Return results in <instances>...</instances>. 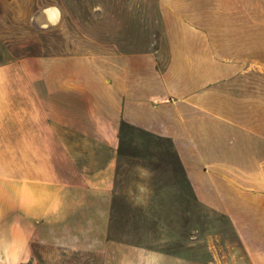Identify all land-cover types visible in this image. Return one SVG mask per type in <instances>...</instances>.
<instances>
[{
  "label": "crops",
  "instance_id": "1",
  "mask_svg": "<svg viewBox=\"0 0 264 264\" xmlns=\"http://www.w3.org/2000/svg\"><path fill=\"white\" fill-rule=\"evenodd\" d=\"M161 1L188 16L163 66L72 30L67 0H0V264H212L117 237L123 124L176 142L200 207L228 211L264 264V0ZM178 59L204 84L169 83Z\"/></svg>",
  "mask_w": 264,
  "mask_h": 264
},
{
  "label": "rangeland",
  "instance_id": "2",
  "mask_svg": "<svg viewBox=\"0 0 264 264\" xmlns=\"http://www.w3.org/2000/svg\"><path fill=\"white\" fill-rule=\"evenodd\" d=\"M161 3V0H67L68 13L76 24L72 30L95 36L104 50L127 53L130 63L143 58L156 65V61H151L155 57L158 66H163L160 58H165L170 46L169 39H165L166 30L171 28L174 35L182 38L186 28L180 24L188 17L163 10ZM166 16L170 17L169 22L163 21ZM173 40V47L175 44L183 50L181 40ZM231 45L228 43V47ZM180 64L183 60L178 59L169 83L179 89L204 84L199 74L180 73ZM255 81L257 94H263V76L256 75ZM236 83L241 85L239 79ZM121 131L113 203L117 237L123 228L130 241L158 240L168 249L191 252L195 259L211 258L212 264H253L247 249L248 236L238 234L230 213L214 203L200 207L177 143L131 124H123ZM255 182L248 189L262 192V185H258L262 175L257 174ZM137 198L148 199L143 202ZM261 237L250 236L255 243Z\"/></svg>",
  "mask_w": 264,
  "mask_h": 264
}]
</instances>
